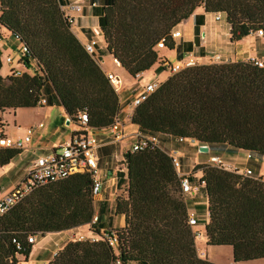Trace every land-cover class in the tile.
<instances>
[{"label":"trees","instance_id":"16d2710c","mask_svg":"<svg viewBox=\"0 0 264 264\" xmlns=\"http://www.w3.org/2000/svg\"><path fill=\"white\" fill-rule=\"evenodd\" d=\"M92 1L101 2L96 9L103 53L132 78L155 64L169 69L157 54V43L164 39L163 48L172 50L171 33L197 9L219 15L229 26L231 42L264 32V0ZM62 5L63 0H0V32L26 47L19 63L32 71L0 75L1 128L4 114L35 108L44 97L46 103L55 100L74 123L86 113L97 131L108 128L119 112L117 93L73 33ZM131 124L160 140H193L211 154L245 151L264 157V67L240 59L180 70L134 109ZM19 152L0 148V167ZM125 157L128 186L113 209L124 216V227L102 233L92 228L96 241H70L48 264H112L116 259L121 264H215L197 254L186 220L188 203L168 155L146 148ZM196 171L199 179L190 181L204 184L206 244L231 247L234 263L264 264V183L208 165L196 166L191 174ZM93 215L86 173L35 189L0 217V264H18L17 255L26 259L32 248L28 236L88 225ZM113 235L115 245L108 240Z\"/></svg>","mask_w":264,"mask_h":264},{"label":"crops","instance_id":"0c3cea01","mask_svg":"<svg viewBox=\"0 0 264 264\" xmlns=\"http://www.w3.org/2000/svg\"><path fill=\"white\" fill-rule=\"evenodd\" d=\"M73 0H63V5H66ZM101 6L100 3H96L95 7H90L88 3H84L82 7V11L80 16L77 18L76 23L74 24L72 31L79 40L81 44L86 43L91 37V30L93 28H99V13L96 8ZM99 9V8H98ZM86 19L89 22V25H83L81 24V20ZM177 31V30H176ZM229 31V29H228ZM180 32V36L178 38L173 39L174 41V48L170 51L174 53V63L171 61L170 57L167 55H163L161 58L163 60H166L169 65L172 66V63L178 64L182 63L184 60H186L187 57L192 56L196 62H200L204 60L205 54L199 53L194 55L195 49L191 52L192 46H194V43H192L193 37L191 34H187L185 38L183 37V34ZM252 35V34H251ZM251 35L244 37L240 40L239 43H242L246 38L250 37ZM258 38H261L259 36H256ZM9 45L16 48V43L9 39ZM102 45V49H100L99 45ZM192 44V46L190 45ZM199 44V43H198ZM103 43L102 41H99L96 46V54L94 56L95 60L98 62L99 67L103 71V73L106 75L108 73L114 74L118 76L122 80V88L120 92L117 94L119 98V116L123 120L124 123V134L125 139L119 142H114L110 137V132L108 128L99 130L96 135L99 141V145L96 148V156L97 161L99 165V171H100V178H101V191L97 197L94 198V213L99 217L96 224L93 226H90L88 224V230H86L83 226H80L75 229L67 230V231H61V232H54V233H47L43 236H39L35 238L34 243L32 244L31 251L29 253V257H27V261L30 257L35 256L36 259L39 262H42L43 264H48L53 258V255L60 251L64 245L70 241H74V237H77L79 235H83L85 238H91L94 237L95 234H91L89 231L97 227V230H99L101 233L107 231L108 229H119L124 227L125 225V218L123 215H115L113 212L115 199L118 196H124L126 193V189L128 186V176H127V163H126V153L130 150V144L132 139L130 138V135L132 132L138 130V128L131 124V121L128 120L127 115L132 114L133 106H132V100L134 97L138 95V93L142 90V88L149 83H155L154 81H147L144 85L137 87V85L133 84L131 81L137 79L141 74H139L137 77L132 78L130 77L121 67L116 66L113 61L112 57L110 55L103 53ZM257 56H253L251 54L252 51H250L248 54L249 56L246 59L241 60H252V59H263L264 58V42H262L261 45L257 46L255 48ZM245 52V51H243ZM263 56H262V55ZM261 55V57H259ZM179 56H181V59H179ZM203 64V63H202ZM157 66V64L155 65ZM159 70V69H158ZM157 70V71H158ZM160 72V71H158ZM165 71H161V73L164 74ZM172 73H169L166 76H158V79H162L158 82V84L163 83ZM1 77L5 78V76L2 75V70H0ZM45 99V97H44ZM46 100V99H45ZM57 108L61 111L62 116V126L64 125V128L69 129V134L63 137H59L56 133L57 127L52 126V132L50 130L48 131V128H46L41 120L34 119L32 122L26 121L22 122L21 116L27 113L32 114L34 117H44L48 115V112L53 109ZM5 116V125L3 128L0 127V135L7 136L12 139L16 138H24L27 135L28 128H32V132L29 136V142L25 144V146L20 149L19 154H17L15 157H20L23 153L30 152L32 154V158L28 161L25 160H19L17 163H14L13 160L15 157L5 166L0 167V197H2L4 194H6L8 191H10L25 175L32 164L34 160H36L40 156L47 155L52 152L54 148L57 146L65 143L68 141V139L71 137L72 133L76 130L75 124L71 121L69 125H66L65 121L68 118V116L65 114L63 108L55 101L52 100L51 103H45V105H38L35 108H26V109H17L14 111H9V113L4 114ZM9 118V119H8ZM69 119V118H68ZM8 120H11V122H15L17 124V129L19 133L22 134V136L13 138L11 137V128L8 126ZM42 123V127H38V124ZM169 140L167 138H163L160 140L161 144L165 143ZM114 160H117L115 162ZM207 158L204 159V161H194L190 165V167H184L181 171H178L179 174H189L192 172L193 168L201 163L206 162ZM115 162V163H114ZM231 164V163H229ZM233 165V164H231ZM181 167V166H180ZM252 169L249 166H246L241 169ZM254 170V169H253ZM252 170V171H253ZM197 176H200L198 174ZM18 181V182H17ZM185 200L188 203V212H195L197 216L199 217V223L195 231L200 233V236L198 238V241L200 243V240H202L203 234L205 242H206V236L205 231L203 233L200 224H204L208 221L209 215L207 212V203L204 198H202L200 195H197L195 197H186ZM98 204V207H97ZM102 212V215L100 214V211ZM100 214V215H99ZM202 222V223H201ZM193 228V229H194ZM194 231V230H193ZM198 241L195 239V246L197 250V254L202 259H207L215 264H263L262 260H254L250 262H241V263H234L232 260V249L229 246H206V250H202L198 247ZM214 251L218 252H226L228 253V259L225 262H217L212 259H208V255L211 257V255ZM127 264H135V263H127Z\"/></svg>","mask_w":264,"mask_h":264},{"label":"built area","instance_id":"2783aa9c","mask_svg":"<svg viewBox=\"0 0 264 264\" xmlns=\"http://www.w3.org/2000/svg\"><path fill=\"white\" fill-rule=\"evenodd\" d=\"M84 3H88L92 8L96 6V3L92 0H73L66 5L60 6L61 12L63 13V16L66 18V20L70 23L71 29L76 23L77 18L80 16ZM214 19L215 21H220V16L216 15L214 16ZM91 34L92 37L83 44V48L88 54L94 57L96 54L95 48L98 42L102 41V34L99 28H93L91 30ZM254 34L259 37L264 36V32H262V30H258ZM179 36V31H173L171 33L172 39L178 38ZM2 38L8 37L0 32V39ZM164 42V39H161L157 43V48H163ZM16 48L18 49L20 56L27 52V49L24 45L16 44ZM6 61L7 63H12L11 58H7ZM112 61L116 66L120 67L119 62L116 59L112 58ZM252 61L258 67H264V64L262 62L256 59H252ZM196 64V60L192 56H189L182 63H178L172 66L169 65V71L173 74L185 68L193 67ZM17 66L18 67L16 69H10V75L8 76L20 77L24 72H32L31 70H27L23 65H21L19 61L17 63ZM106 77L110 82L113 90L118 94L122 88L121 79L111 73L106 74ZM158 86L159 84L156 83L146 84L138 93V95L133 98V110L142 102H144L150 96V94H152L158 88ZM45 103L46 100L44 98H41L38 102V105H45ZM132 114L127 115V118L130 121ZM74 124L76 126V130L72 133L68 141L54 148L51 153L40 156L36 160H34L28 168L26 175L10 191L0 197V217L8 213L14 206L20 203L28 194L33 192L35 189L50 183L64 180L74 174H88L91 180V195L93 196V198L99 195L101 191V178L95 152L96 148L99 145V141L96 135L98 131L88 125V117L84 112L79 113L77 122ZM42 126V123L38 124V127ZM108 130L110 132V137L114 142H119L126 138L124 134V123L119 116V112L114 117V120L108 127ZM31 132L32 128H28L27 135L22 139H12L7 136L0 135V148L15 150L22 149L25 144L29 142V136ZM130 138L132 139L129 150L130 152H136L146 148H155L162 150L168 155V157L171 159L172 166L179 177L180 192L184 198H186L187 196L195 197L197 195H200L202 197L200 191L204 184L202 182L191 183L190 181V178L193 176L199 179L200 176L197 175L200 174V171H196V173L193 175L191 174L196 166L199 165H208L219 170L231 172L246 178H252L264 183V174L255 175L252 169L249 168L239 169L236 166L226 162L222 156L209 153V149L208 152H206V154H208L206 162L196 165L193 168L192 172H190L189 174H179L178 169L181 166L180 162L178 161L179 153L173 149L169 150L168 152L164 151L160 146V139L156 135H145L139 130H136L132 132ZM177 141H187L196 144L193 140L177 139ZM199 146L205 145H198V153H205L199 150ZM246 159L248 161L252 160V156L250 153H247ZM186 220L187 225L192 229V231L193 228L199 223V217L195 212H188ZM97 221L98 216L94 213L89 225L93 226L97 223ZM90 233L93 234L91 230ZM193 233L195 235V239L196 235L198 237L200 236V233L197 231H193ZM35 238V235L28 236L27 242L32 245L35 241ZM73 239L74 241L89 240L91 242H94L97 240V237L95 235L91 238H85L83 235H79L77 237H74ZM108 240L111 245H115L116 237L114 235L111 238L108 237ZM12 242L16 245V249H20V245L17 244L15 240H12ZM56 254L57 253H55L53 257ZM112 264H121V262L119 259H116L112 262Z\"/></svg>","mask_w":264,"mask_h":264},{"label":"rangeland","instance_id":"374dc122","mask_svg":"<svg viewBox=\"0 0 264 264\" xmlns=\"http://www.w3.org/2000/svg\"><path fill=\"white\" fill-rule=\"evenodd\" d=\"M81 24L89 25V22L88 20L83 19L81 20ZM228 27L229 26L225 23L223 19L220 21H215L214 14H208L205 13L202 9H197L194 11L193 15H191L188 19L179 23L175 28V30L181 31L184 38L187 34H191L194 40L196 36L198 42L194 43L193 41L192 43H194V46L190 44L193 47L192 50L190 49V51L192 52L195 49L194 50L195 56L196 54L199 53L205 54L204 60L198 62L196 65H202V63L212 64V63L235 62L240 59H246L249 56L248 53L250 51H252L251 54H253L254 57L258 55L255 51V48L261 45L262 42H264V36L258 38L256 37L255 34H252L250 37L242 41V43H239L240 41L231 42ZM99 47L100 49H102L101 43ZM156 51L159 57H162L163 55H167L170 57L172 62L174 61L173 58L174 53H172V51L166 48L157 49ZM261 55H259V57H261ZM7 58L12 59L11 64L7 63L6 61ZM20 58L21 56L18 52V49H15L13 46L9 45L8 38L0 39V59L2 61V67L0 70H2L3 76L7 77L8 75H10L11 68L16 69L18 67L17 63ZM256 60L264 64V58L263 59L260 58ZM173 63L172 65H174ZM155 65H153L149 70L143 72L137 79L131 82L137 85V87L144 85L147 81H154L156 84H158V82L162 80V79H158V76L161 75L162 77L166 76L169 73V69L165 70L163 74L161 73L162 70H160L159 64H157V66ZM157 70L160 72H158ZM46 113H44L45 116L43 118L42 117L37 118L34 117L32 114L27 113L21 116V120L22 122H26V121L32 122L36 118L38 120H41L44 126L48 128V131L50 130V132H52L53 129L52 126L57 127L58 129L55 134H57L59 137H63L69 134V129L64 128V125L63 126L61 125L62 114L59 109L54 107L48 112V115H46ZM3 117L5 118V116ZM7 124L11 128V132H12L11 137L16 138L22 136V134L19 133L17 129V124L15 122H11V120H8ZM167 140L169 141L160 144V146L166 152L173 149L179 153L178 161L180 162L181 167L178 169V171H181L185 166L190 167V165L194 163L196 159H198V161H204V159L208 157V154L206 153H198L197 144L190 143L187 141L180 143L173 138H167ZM246 155L247 153L245 151H234L229 153L225 152L220 156H222L226 162L233 164L239 169L249 166L252 168V170L254 169L253 173L255 175L257 174L263 175L264 157L259 156L258 154H251L252 160L248 161L246 159ZM32 157L33 156L30 152L27 153L25 152L20 157H15L13 162L17 163L19 160L22 159L28 161ZM114 161L117 162V160ZM200 226L204 233V224H200ZM84 228L88 230V225H84ZM94 229L97 230V227H94ZM193 230L195 231L196 228H194ZM198 238L199 237L196 235L197 241ZM203 238H204V234L202 240H200V243L198 241V247L202 250H206V246H205L206 242L205 239ZM211 255L213 256L211 257L210 255H208V259L213 258V260L219 263L225 262L228 259V253L224 251L223 252L214 251ZM16 257L18 260V264H43L42 262H39L35 256L30 257L28 261L26 260L27 258L25 259L22 256L17 255Z\"/></svg>","mask_w":264,"mask_h":264},{"label":"water","instance_id":"95a60500","mask_svg":"<svg viewBox=\"0 0 264 264\" xmlns=\"http://www.w3.org/2000/svg\"><path fill=\"white\" fill-rule=\"evenodd\" d=\"M65 123H66V125H69L70 120L67 118ZM199 150L206 153V152H208V147L207 146H199Z\"/></svg>","mask_w":264,"mask_h":264}]
</instances>
